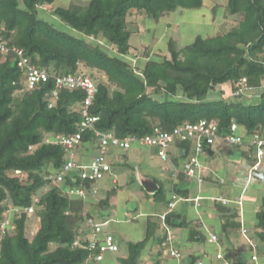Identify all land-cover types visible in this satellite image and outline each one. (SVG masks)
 Here are the masks:
<instances>
[{
  "label": "trees",
  "instance_id": "trees-1",
  "mask_svg": "<svg viewBox=\"0 0 264 264\" xmlns=\"http://www.w3.org/2000/svg\"><path fill=\"white\" fill-rule=\"evenodd\" d=\"M57 1L0 0V264H102L111 252L96 261L103 238L96 248H90L95 231L91 239L82 237V228L92 227L89 219L95 218L83 196L69 191L83 182L77 171L70 170L61 184L54 183L51 177L62 172L69 159L55 138L78 131L87 96L82 88L58 89L56 76H87L83 68L104 74L102 79L92 74L97 79L98 92L89 113L99 117L97 130L112 131L117 136L141 137L152 134L156 127L172 131L185 123L206 119L217 122L221 137L233 122L246 128L248 135L258 132L264 137V90L249 98L252 102L226 97L207 99L211 90L223 84L229 86L230 96H243L244 91L239 95L234 92L244 78L250 90L264 86V0H228L229 12L241 16L229 31L209 37L198 35L193 43L184 46L171 38L169 56L155 59L146 51L138 64L129 58L140 57L138 47L131 43L137 31V27L131 28L132 15L146 13L160 19L180 8H200L205 0ZM22 56L47 71L48 80L30 88L27 68L19 64ZM175 144L181 157L192 148L191 141L177 140ZM213 145L206 143L204 149ZM98 146L94 130L85 131L75 160L80 161L81 147H87L93 155ZM115 150L128 149L115 147L111 153ZM111 173L112 168L107 176ZM91 182L87 180L86 185ZM173 189L178 196L188 191L178 183ZM153 195L167 210L158 214L160 219L165 215L164 225L150 215L146 237L128 241V252L118 258V264H142L147 241L161 227L168 231L170 226L186 223L175 220V206L170 207L175 199L162 184ZM237 203L243 205V198ZM100 204L106 206V199H101ZM30 207L34 212H29ZM33 214L39 217L40 227L29 238L28 222ZM231 225L238 227L241 223L231 220ZM252 229L254 234L247 232L243 246L251 256L258 255L264 245V200ZM199 231H193V241L203 238L204 234H196ZM158 239L160 248L167 247L169 254L178 250L167 233ZM77 240L81 245H75ZM192 258L189 264L203 260L194 255Z\"/></svg>",
  "mask_w": 264,
  "mask_h": 264
},
{
  "label": "rangeland",
  "instance_id": "rangeland-1",
  "mask_svg": "<svg viewBox=\"0 0 264 264\" xmlns=\"http://www.w3.org/2000/svg\"><path fill=\"white\" fill-rule=\"evenodd\" d=\"M87 0H58V4H67L70 2L74 3H84ZM228 0H205V4L200 8H180L176 11L171 12L169 15L161 17L160 19H156L154 17H151L149 15L135 13L130 17L131 28L135 29L137 27V31L133 33L131 37V43L134 46L138 47V52L140 53V57L133 58L134 56L130 55L129 58L133 59L134 64H138V61H140V58L144 55V52L149 51L151 53L152 57L155 59H161L163 56H169V50H168V41L173 38L177 41V43L181 46L188 45L190 43H193L198 35H202L204 37L214 36L217 34H222L227 31H229L233 26H236L241 16L232 15L229 12L228 9ZM138 55V56H139ZM143 58V57H142ZM84 73H87L92 77V74H95L98 79L105 78L104 74L96 72V70H91L89 68L82 69L81 70ZM93 72V73H92ZM94 77V76H93ZM229 86L227 84L218 85L215 89L211 90L208 94L207 99L212 98H221L226 97L228 100H241L244 101L247 99L249 102L254 101L253 99H249L251 97H257L258 94H260L264 90V86L259 89H253V90H244V95L240 97H233L230 96L228 93ZM224 91V92H223ZM256 100V99H255ZM226 144V143H224ZM227 145V144H226ZM133 147V148H132ZM130 149V154H136L139 156V159L141 158H148L153 161L154 164V170L162 171L164 167L167 165V161L161 159V157L153 150L150 146H142L139 144H134ZM84 147H81L80 150H82ZM87 150V151H86ZM180 150V149H179ZM86 151V153L92 154L91 150H88L84 148L82 152ZM121 151V150H119ZM150 151V152H149ZM222 154L221 159L219 160L218 157L216 158H201L200 153L195 154V149H191V152L194 158H197L202 164V169L204 171V164L206 166V169L208 167L213 166L214 168H217L220 173L222 171L226 174H229L232 172V166L224 167V160H225V154L229 155L231 148H228V146H222V150H219ZM228 152V153H227ZM234 152V151H233ZM177 155H180L181 152L177 151L175 152ZM79 154V153H78ZM208 154V153H206ZM152 155V156H151ZM239 155H234V160L241 159ZM145 159V160H148ZM219 160V162H218ZM180 163L184 164L187 162L186 157L182 156L180 158ZM205 161V163H204ZM253 161V160H252ZM255 161H258L256 159ZM253 161L250 165L252 167ZM262 163V167L264 168V158L259 160ZM171 162V161H170ZM169 162V163H170ZM113 167L116 170L117 180H119L120 184H123L125 182L131 181L130 178L138 179V175L140 171V163L135 164L132 161H125L122 160L121 163H117L116 161L112 160ZM135 167V168H134ZM207 171V170H206ZM143 172V171H142ZM208 174V172H207ZM145 176V174H143ZM115 177V176H114ZM225 184H231V179L229 177H224ZM251 179L254 183H256V188L262 191L264 194V179L259 180L258 178L251 175ZM140 180V178H139ZM190 182L187 183L189 187L194 189V194L197 192V180L189 178ZM247 178H244L243 184H246ZM142 183V182H141ZM143 184V183H142ZM98 186H101V194L99 190L100 197L107 196L108 190H112L115 187H118L117 184L113 183L112 179L109 178V175L106 176L104 179L100 180L98 182ZM205 184V189H206ZM238 186V185H237ZM226 192L225 196L227 198H233L235 196H239L241 194V190L243 189L240 186L233 187L231 186H225ZM137 188L136 185H133V182L125 188L124 193L122 192H115L112 199H116L115 201L112 200L111 204L109 206H102V205H88V210L94 215V218L96 222L104 223V228L110 229L111 232L115 235V237L118 239L121 249L117 252H114L112 254H107L106 260L102 264H118L119 257L122 255H125L128 252V241L130 240H138L144 237V232L146 230V221L144 219L146 217L140 216L135 210H145L146 208L151 207V212H154V209L156 208V211L159 208L160 210H164V206L161 205V203H155L152 207L150 199H142L144 204L140 206L136 201L134 200H128L131 196V192L133 189ZM255 187H250L249 193L252 195L254 193ZM121 189V188H120ZM147 189V187H146ZM149 191V190H148ZM112 191L111 193H113ZM88 194V193H87ZM98 194V196H99ZM89 195V194H88ZM88 198L84 197V200ZM89 199V198H88ZM93 199H96L94 197ZM136 199V198H135ZM90 200H87L89 202ZM131 203H130V202ZM133 202V203H132ZM205 202H208V200H205ZM150 205V207H149ZM130 212V213H129ZM254 211L250 209L249 213L247 214V221L248 225L254 226L255 216L253 215ZM138 214V215H137ZM124 217L125 220H119ZM155 219L157 220L159 217L155 216ZM191 223L188 224L186 227H184V242L180 243L175 241L174 246L178 249L182 250V254L187 255L190 249L194 252L199 251H205L207 250L208 253H210L212 256H215L217 253V248H219L218 242L210 241L211 234L210 232H204L203 238H200L195 241H191L189 239L190 233L192 229L199 228V226H196L194 222L192 223V220H190ZM40 227V219L36 214H33L30 216L29 222H28V229H27V235L29 238H32L33 235L37 232V230ZM215 232H217L221 236H225L224 230L219 225H215L213 228ZM203 232V231H202ZM165 230L163 227H161L157 233L152 236L147 245L154 249L155 247H158V241L159 237H163L165 235ZM87 233H84L82 237H86ZM130 239V240H129ZM154 245V248L152 247ZM161 247V245H159ZM225 248V247H224ZM148 249V247H147ZM168 248L163 247L162 254L160 256L161 261L163 264H184L183 259L172 257L170 259L168 254ZM147 251V250H146ZM226 251V250H225ZM247 257H244L245 264H252L251 260V253L249 250L244 252ZM258 253L261 256V258H264V245H262L258 249ZM238 253H233V258L237 261V264H241L242 262H239V256H237ZM154 256V255H153ZM221 262V261H220ZM244 262L242 264H244ZM222 263V262H221Z\"/></svg>",
  "mask_w": 264,
  "mask_h": 264
},
{
  "label": "crops",
  "instance_id": "crops-1",
  "mask_svg": "<svg viewBox=\"0 0 264 264\" xmlns=\"http://www.w3.org/2000/svg\"><path fill=\"white\" fill-rule=\"evenodd\" d=\"M240 131H241V133H243L245 135L246 141H249L250 137L248 134H246L245 129L241 128ZM224 143H226L227 145ZM222 146H228V148H231V150H232V151H230V153L227 152L229 155L225 154V160H224V162H225L224 167H227L229 165L232 166V172L229 174H226L222 171V173H220V171H218L217 168H214V165L210 166V167H208V169H206L205 164H204V171H203V169H202L203 163H202L201 164V171H200V175L203 178L202 182L197 177H190L187 175V173L185 171V164L186 163L184 164V166L182 163H180L181 162L180 158H181L182 153L180 155H177L175 153L177 151L181 152V150H179L180 148L176 144L173 145V148L170 151V160L167 161V165L164 167V169H162V171H158V170L153 169L154 164H153L152 160H150L148 158L139 159L138 155L130 154V151L133 147L131 149H128V150H121V151L115 150L110 155L111 162H112V160H114L117 163L118 162L121 163L122 160H125V161H132L135 164L140 163L139 167H140L141 172H139V175L137 177L138 179H136V177L130 178L131 181L120 184L119 180H117V178H116L117 177L116 170L112 166V173L109 174V178L112 179L113 183L118 185L117 188H114L115 191L113 189L114 192L111 193V190H108L107 196L100 197L102 189H101V186H98V189L100 190V194L98 191L99 196H98V194L96 196L89 195L88 196L89 199L87 198L83 202H84L85 206H88L90 204L101 205L100 200L105 198L106 199V206H109L111 204L112 200H114V201L116 200V199H112V197L114 196V193L115 192L116 193L117 192H121V193L123 192L124 193L127 185L129 186L131 184V182H133V185H136L137 188L132 190L131 196L129 197L128 200L134 199L136 201V203H138L139 205L141 204L140 206H142L144 204L143 203L144 201L142 199H148L149 198L151 205L153 207V205L155 203H158L155 200L153 194L155 193V189L157 186H159V184H162L168 190V193L170 194L169 196L172 197L174 194H177L173 188H174V185L178 183L179 187L186 189L188 191L186 193L184 191L185 194L179 195V199L173 200V202H175V208L173 210L176 212L175 220L178 222H180L181 220H185L186 223L183 226H170L168 228V231L165 230V232L167 233L168 240L169 239L173 240L172 241L173 244L175 241L180 242V243L184 242V237H185L184 227H186L188 224H190L191 223L190 220H192V223L194 222V224L196 226H199V228L198 229L195 228V229L191 230L190 237H189V239L191 241H193V238H192L193 237V231L194 230L195 231L200 230L201 232L199 231L198 233H196L198 236L205 234L204 232H207V233L210 232L209 234H211V236L213 234H216L218 236L219 240L217 242L220 243L219 248H217V250H216L217 253L215 256H212L210 253H208L207 250L194 252V251H192V249L189 248L190 251L188 252V254L184 255V256L182 255V259H183L184 264H189V262H192V260H193L192 255H194L198 258H202L204 260L205 264H222L220 262V260H218V258H217L218 253H222L223 255H226L228 258H231L233 261H236L233 258V253H238L237 254V256H239L238 260H239V262L243 263L244 257H247L246 254L244 253L245 250H243V246H245L244 242L246 241V237H247L243 232V227H247L249 229L248 234H252V235L254 234L252 226L248 225L249 223L247 221V214L249 213L250 209L254 211V213H253V215L255 216L254 226H256V224H257V213L261 210V208L263 206V200H264V194H262L263 192L256 188L257 184L254 183L253 180L251 179V173H250V170H251L250 164L253 161H255V155H256L255 150L256 149L252 148L248 144H244V145H240V146H233V145H230L223 140H219L213 146L206 148L202 152H200L201 158H207V159L211 158L212 159V158L218 157L219 160H222L221 159L222 154L219 151V150H222ZM192 148L194 149L193 146H192ZM86 149H88V148L86 147ZM82 150H81V154H79L80 155L79 160L88 161L94 155H96V154L92 155L90 153H86L87 150L82 152ZM88 150H90V149H88ZM194 153L197 154L196 150ZM194 153H192L191 150L189 153L184 152L183 155H184V157H186V161H188L191 157H193L192 154H194ZM206 153H208V154H206ZM251 153L254 155V159H253ZM234 155H239L242 158L235 161L233 159ZM145 159H148V160H145ZM219 160H218V162H219ZM204 163H205V161H204ZM261 171L264 173L263 167H262ZM207 172H208V174H207ZM143 174H145V176ZM225 176L232 178L231 184L233 187L240 186V188L241 187L243 188L241 190V194L239 196H235L233 198H227L225 196V192L227 189L225 186H227V187L231 186L230 181H229V184H225L226 183L225 179H224ZM252 176H254V175H252ZM139 178H140V180H139ZM189 178L197 180V182H196L197 183V192L195 194H194V189L189 187V185L187 184L190 182ZM244 178H247L246 184H243ZM258 179L260 181L263 180L260 178H258ZM205 184L207 185L206 189H205ZM97 185H98V183H97ZM146 187H147V189H146ZM250 187L256 188V189H254V193L252 195H250L251 193H249ZM94 197H96V199H93ZM107 197H109V199H107ZM197 197H201L200 200L196 201L195 199ZM219 197L226 198L228 200V203L224 204L223 202L217 200V198H219ZM240 197L243 198V205H239L237 203V201L239 200ZM87 200H90V201L87 202ZM205 200H208V202H205ZM149 207H150V205H149ZM150 209H151V207L146 208L145 210H140V209L135 210L136 212H139L138 214L140 216L146 217L144 219V221H146V225H147V222H148L150 215L158 216V214L164 213L167 211L166 209L160 210L159 208H157L158 210L156 211V208H155L154 209L155 213H154V212H151ZM119 220H125V219L123 217L122 219H119ZM231 220L238 221L241 223V225L238 227H234L231 225ZM157 221L162 226L164 225V223H163L164 221L162 219L158 218ZM216 224L219 225L222 228V230H224V232H225L224 237L219 235L217 232H215L213 230V228L215 227ZM104 230L106 232H110L111 234H113L110 229L104 228ZM146 230H147V227H146ZM146 230L144 232V237H142L141 239H144L146 237V233H147ZM82 231H83V234L87 233V236H86L87 239H91L94 236L93 228L89 227L88 225H85L82 228ZM166 233H165V235H166ZM99 238L102 239L103 234H100ZM141 239H138V240H141ZM138 240H132V241H138ZM148 241H147V243H148ZM159 245H160L159 242H158V247L154 248V245H152V247L154 249H152L148 245L146 246L147 251L141 257L142 264H163L161 261V258H160L161 254L163 252H162V249L159 247ZM147 247H148V249H147ZM120 249H121V247H120ZM178 250L180 252H182L181 249H178ZM107 254H106V257H107ZM109 254H112V252H109ZM168 254H169V250H168ZM254 255H255V253H252V256H251V260L253 262L252 264H264V258H261L259 253H258V255L256 254L257 259H255V260L253 259ZM106 257H105V259H106ZM169 257L171 259L173 256H171V254H169ZM244 264H245V262H244Z\"/></svg>",
  "mask_w": 264,
  "mask_h": 264
},
{
  "label": "built area",
  "instance_id": "built-area-1",
  "mask_svg": "<svg viewBox=\"0 0 264 264\" xmlns=\"http://www.w3.org/2000/svg\"><path fill=\"white\" fill-rule=\"evenodd\" d=\"M22 53V52H20ZM19 64L25 66L27 84L30 88L35 87L41 81H47L49 78V73L40 68L33 66L27 57H23ZM241 86L238 90L234 92L235 95H239L245 89H249L246 79L240 81ZM56 87L58 89L62 88H82L87 92V96L84 99L82 107L83 120L79 123L78 131L70 135H57L55 141L64 146L67 152V157L69 158L65 169L51 176L54 183L61 184L65 182L66 175L70 170H76L77 174L81 177L83 181L78 186L70 187L69 191L72 195H79L87 197L89 195L96 196L98 194V181L104 179L108 172L111 171V161L110 153L111 149L115 147H120L123 149H130L134 144H139L142 146H150L155 148L157 154L161 159L168 161L170 160V151L177 140L180 141H191L192 146L196 150V153H200L204 150L205 144H215L219 140H223L230 145L240 146L248 144L253 146L256 150V156L258 161H255L251 167L250 173L253 175L255 171H261L262 163L259 161L264 158V137L258 133H252L249 135V141L245 140V135L241 133V126L233 122L230 130L221 137L218 131V126L216 121H208L206 119L200 120L198 122L192 123L188 122L183 125L175 127L172 131L163 130L160 127H156L152 134H147L144 136L137 135H126L117 136L114 132H105L102 130H97L95 128V123L99 120L96 115H91L89 113V107L91 106L95 95L98 92L97 79L89 75H59L56 76ZM58 95V91L54 92V96ZM94 130L96 137L99 141L98 151L90 160L76 161L77 152L76 148L79 146L82 140L83 133L87 130ZM245 132L247 134L246 128ZM49 141V139H47ZM185 171L190 177H197L202 182L203 178L200 175L201 164L197 158L191 157L185 164ZM87 180L93 181L90 185L87 184ZM95 181V182H94ZM89 195H88V194ZM173 198L175 200L179 199V196L174 194ZM201 197H197L195 200H200ZM217 200L228 203L226 198L219 197ZM175 202H171L170 207H174ZM29 212H34V207L29 208ZM162 219H165V215H162ZM89 223L92 225L95 231V237L92 239L90 248H96L100 238L99 234H103L104 243H101L97 247L96 261H102L104 259L105 252H117L120 247L117 239L110 232L104 230L105 222H96L92 218L89 219ZM244 234H247V229H243ZM99 238V239H98ZM219 240L216 234H213L210 241L217 242ZM75 245H81L80 240L75 242ZM171 256L182 258V254L178 250H171ZM217 258L221 260L222 264H231L230 261L224 258L222 253L217 254ZM253 259H257V255L253 256ZM84 264V263H80ZM196 264H204L203 260H197Z\"/></svg>",
  "mask_w": 264,
  "mask_h": 264
},
{
  "label": "water",
  "instance_id": "water-1",
  "mask_svg": "<svg viewBox=\"0 0 264 264\" xmlns=\"http://www.w3.org/2000/svg\"><path fill=\"white\" fill-rule=\"evenodd\" d=\"M254 177L260 178V179H264V173L262 171H255L253 173Z\"/></svg>",
  "mask_w": 264,
  "mask_h": 264
},
{
  "label": "clouds",
  "instance_id": "clouds-1",
  "mask_svg": "<svg viewBox=\"0 0 264 264\" xmlns=\"http://www.w3.org/2000/svg\"><path fill=\"white\" fill-rule=\"evenodd\" d=\"M255 260V259H254Z\"/></svg>",
  "mask_w": 264,
  "mask_h": 264
}]
</instances>
